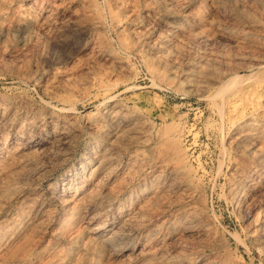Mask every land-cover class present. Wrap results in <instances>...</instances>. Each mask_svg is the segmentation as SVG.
Wrapping results in <instances>:
<instances>
[{
    "label": "rangeland",
    "instance_id": "rangeland-1",
    "mask_svg": "<svg viewBox=\"0 0 264 264\" xmlns=\"http://www.w3.org/2000/svg\"><path fill=\"white\" fill-rule=\"evenodd\" d=\"M0 264H264V0H0Z\"/></svg>",
    "mask_w": 264,
    "mask_h": 264
}]
</instances>
